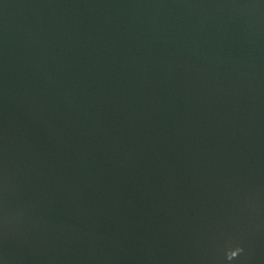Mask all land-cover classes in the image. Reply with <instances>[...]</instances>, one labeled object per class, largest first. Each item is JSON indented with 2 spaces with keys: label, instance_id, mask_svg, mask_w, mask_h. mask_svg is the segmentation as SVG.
<instances>
[{
  "label": "water",
  "instance_id": "obj_1",
  "mask_svg": "<svg viewBox=\"0 0 264 264\" xmlns=\"http://www.w3.org/2000/svg\"><path fill=\"white\" fill-rule=\"evenodd\" d=\"M0 264H264V0H0Z\"/></svg>",
  "mask_w": 264,
  "mask_h": 264
}]
</instances>
